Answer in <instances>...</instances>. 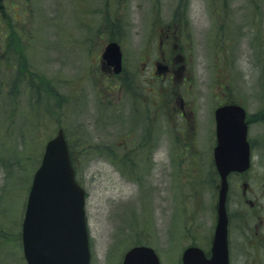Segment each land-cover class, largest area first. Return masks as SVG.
Instances as JSON below:
<instances>
[{"label":"rangeland","instance_id":"374dc122","mask_svg":"<svg viewBox=\"0 0 264 264\" xmlns=\"http://www.w3.org/2000/svg\"><path fill=\"white\" fill-rule=\"evenodd\" d=\"M111 40L120 76L102 67ZM162 56L172 71L155 73ZM145 98L157 105L140 108ZM180 98L189 116L178 115ZM224 101L244 106L253 147L250 169L229 178L231 264H264V0H0V264H26V198L58 127L85 189L90 264H120L136 244L162 264H181L190 244L208 252L213 111ZM132 114L142 127L116 141ZM193 120L199 150L187 152ZM149 131L158 147L146 151ZM243 183L254 206L240 203Z\"/></svg>","mask_w":264,"mask_h":264},{"label":"water","instance_id":"95a60500","mask_svg":"<svg viewBox=\"0 0 264 264\" xmlns=\"http://www.w3.org/2000/svg\"><path fill=\"white\" fill-rule=\"evenodd\" d=\"M102 60L118 73L122 52L116 41L108 42ZM213 162L219 175L216 224L209 257L198 246L181 253V264H228L225 201L228 175L250 165V144L245 110L238 104H223L214 110ZM85 192L76 181L62 128L44 145L27 195L21 225L26 264H89L90 252L85 221ZM121 264H161L154 249L134 245Z\"/></svg>","mask_w":264,"mask_h":264},{"label":"flooded vegetation","instance_id":"af4514ba","mask_svg":"<svg viewBox=\"0 0 264 264\" xmlns=\"http://www.w3.org/2000/svg\"><path fill=\"white\" fill-rule=\"evenodd\" d=\"M162 45V44H161ZM161 54L162 55H164L163 54V52H161ZM100 55H101V53H100ZM124 61V60H123ZM102 63V67L103 68H105L106 70H108L109 72H111L112 73V75L114 76V75H117V76H120L121 74H122V72H123V70H124V66H122V71L119 73V74H114L113 73V69H112V67L110 66V65H108V64H106L105 62H101ZM170 59L168 58V60H166L165 59V57L164 56H162V58H158V59H156V60H154L153 61V64H154V69H155V73L157 72V70L159 71V72H162V73H167V72H171L172 70H170L171 68H170ZM175 70H173V72H174ZM147 93H149V91H147ZM157 100L158 99H149V98H145L144 100H141V101H143V102H139V105H140V108H141V106L143 107V109L145 108V107H147L148 108V106L149 105H153V107L154 106H156L157 104ZM178 108V109H177ZM176 108V110H180V113L178 114L180 117H182V115L185 113L183 110H184V104H183V100H182V98H180V100H179V102H178V107ZM140 110L138 109V113H137V115H138V117H139V115H140V112H139ZM156 114H158V116H160L161 114L158 112V113H156ZM186 114V113H185ZM184 114V115H185ZM191 113H188V114H186L187 116H189ZM137 115L136 114H132L130 117H129V121H130V123H129V127H128V129H126V132H124L121 136V138L119 137L118 138V140H116V141H118V142H122V141H126L127 140V138H131V135L134 133V128H135V125L136 124H138L140 127H142L141 126V124L139 123V118L137 119ZM118 117H119V114H118ZM186 119V118H185ZM184 119V120H185ZM141 120V119H140ZM143 122V120H141V123ZM177 126H178V128H183V125H181V121H179V123H177ZM195 126H196V130H195ZM188 127H189V129H190V132H191V136H190V141H188V142H184L185 143V149H186V151L187 152H192V150H194L193 152H195V151H198L199 150V146H197V144L195 145L194 144V140L193 139H195V142H196V137H197V125H195V122H194V120L188 125ZM155 130V129H154ZM156 130H159L157 127H156ZM183 130V129H182ZM145 132V131H144ZM146 133V132H145ZM153 135H156V133H151V135H150V131H149V133H147V136L146 135H144V138H145V140H142V143H146L147 145H145V147L147 148L146 149V151L147 150H149L150 148L152 149V150H154L155 148H154V146H156V148L158 147V145H156V144H152L151 145V139L150 140H148L147 138L149 137V138H152V136ZM117 137H118V135H117ZM128 139V140H129ZM141 142V141H140ZM190 143H192V144H190ZM252 145V144H251ZM214 147V146H213ZM91 146L89 145V147L87 148V149H84V150H81V151H83V152H88L87 150L88 149H90L91 150ZM253 147H251V149H252ZM213 149V148H212ZM235 175H242V174H235ZM147 186V185H146ZM236 188L238 187V182L236 183ZM148 187V186H147ZM242 187H243V191H242V194H241V196H240V200H241V205H243L244 206V204L245 203H248V204H250L251 206H254L255 205V203H254V201H253V199H249V198H247L246 197V193L249 191V189L247 188V184L246 183H243L242 184ZM149 188V187H148ZM150 190V189H149ZM229 203H230V200H229V194L227 195V200H226V212H227V218H228V225H227V242H228V249H229V256H230V263H231V250H230V244H231V237H232V235H231V220H232V215H231V213H230V208H229ZM244 211H245V209H243ZM246 212V211H245ZM254 212V211H253ZM238 219H239V222L241 223V224H244V223H249L250 221L247 219V217L245 216V214L244 213H242L241 215H240V217H238ZM244 223H243V222ZM255 228V227H254ZM257 233H255V235H256ZM254 238V237H253ZM229 241H230V244H229ZM208 244H210V242H208Z\"/></svg>","mask_w":264,"mask_h":264},{"label":"trees","instance_id":"16d2710c","mask_svg":"<svg viewBox=\"0 0 264 264\" xmlns=\"http://www.w3.org/2000/svg\"><path fill=\"white\" fill-rule=\"evenodd\" d=\"M12 5H14V3H11Z\"/></svg>","mask_w":264,"mask_h":264}]
</instances>
